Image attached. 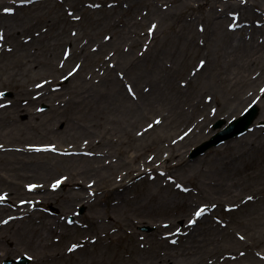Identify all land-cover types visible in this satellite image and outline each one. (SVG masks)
<instances>
[{"label": "rangeland", "instance_id": "obj_1", "mask_svg": "<svg viewBox=\"0 0 264 264\" xmlns=\"http://www.w3.org/2000/svg\"><path fill=\"white\" fill-rule=\"evenodd\" d=\"M19 1L31 5L38 0ZM151 1L46 0L40 3L41 6L31 5L24 13L29 16L27 24L36 25L38 38L23 36L0 40V114L15 121L0 119V134H3L0 135V145L7 146L0 152V179L5 176L20 182L14 191L17 194L0 188V196L4 197L0 202V207L4 208L0 215V235L8 237V242L0 249V264L31 253L19 251V248L32 241L42 245L44 255L57 256L39 262L36 256L28 254L31 264H137L143 256L149 262L142 264H157L155 258L167 255L171 260L164 264H256L255 258L264 264L260 257H264V103L257 98L264 89V80L257 79L260 72L264 74V63L262 70L256 67L249 73L257 83L240 87L244 86L247 99L233 103L227 112L224 110L218 114L216 93L212 94L195 83L204 61H207L205 70L209 65L207 43L203 38L206 23L197 20L192 24L189 19L192 11L183 10L166 25H158L150 19ZM208 1L236 3L226 10V14L247 16L243 18L259 29L256 31L258 42L264 41V32H260L261 28L264 30V12L258 6L254 7L252 1ZM256 2L262 7L264 0ZM159 6L163 11L175 12L166 0H162ZM196 12L200 14L198 10ZM142 18L146 20L144 25L135 24L133 29L128 28L129 22L135 23ZM153 25L157 30L154 41L151 39ZM124 29L126 34H123ZM191 31L196 35L195 42L190 37ZM227 31L225 26L221 29V38ZM56 36L59 40L55 39ZM66 36L70 41L64 40ZM72 39L77 42H71ZM148 42L163 54L161 61L165 69L162 74L168 88L188 89L194 100L204 94L205 116L199 113L196 120L178 114L172 116L166 103L152 112L146 121L135 119L132 122L136 125L133 140L127 138L123 144L111 142L110 132L104 139L107 145H103L104 152L112 154L106 163H123L98 185L100 191L92 195L87 207L76 202L67 183L59 184V175L68 173V170L55 172L47 186L56 183V191L53 190L50 197L35 209L28 204L32 213H36L33 221L12 227L10 220L16 215L17 208L26 200L36 201L40 192L26 194L28 185L38 181L25 173L24 162L16 165L20 169L16 177L10 159L7 164L3 163L2 153L9 147L7 153L22 154V161H42L46 156H37L35 153L40 152L32 150L59 155L61 150L70 153L72 149H83L90 144L85 138L79 144L80 138H75V142L57 141L54 133H64L66 126L64 121L59 122L60 119L91 120V117H79L77 108L80 105L77 100L85 88L103 76L106 68L115 65L113 60L119 52L141 55ZM224 42H227L226 38ZM76 47L85 50L77 56L73 52ZM210 51L212 53L211 48ZM220 56L223 57V53L210 57L219 62L215 65V80H211L210 86H218L224 92L227 83L220 82L219 76L224 72L225 60ZM25 67H33L30 75L23 76ZM120 77L126 85L129 84L122 73ZM220 90V93L217 91L218 98L222 99ZM254 102H258L261 109L260 117L245 135L212 148L196 159L191 158L193 149L216 133L213 126L218 120L237 119ZM30 115L38 116V128L28 126L23 132L17 131L16 125L27 124ZM107 124V119H103V125ZM66 134L73 135L74 130H67ZM117 135L121 134L118 132ZM3 136H8V141ZM44 136L50 138L40 139ZM123 147L128 152L124 156L118 151ZM54 148L58 151H53ZM92 153L102 154L96 149ZM135 154L138 161L132 162L128 168L141 169V173L132 181L126 165L129 157ZM167 158H171L169 162ZM68 165L69 173L86 167L69 162L59 167L67 168ZM221 177L225 194L203 197L206 190L215 187V183L220 187ZM122 178L123 187L116 190L114 184ZM89 181L95 184L94 180L85 182ZM66 182L74 181L69 178ZM95 190L97 188L93 187ZM8 196L13 200L11 205L5 203ZM119 199H122L120 204ZM191 204L192 209L186 213ZM82 207L86 208V213L77 216ZM200 209H205L206 218L194 227L192 216ZM186 214L188 216H184ZM47 218L56 219L58 223L54 226L64 233L52 232L45 236L42 225ZM7 220L10 222L5 224ZM143 227L153 230L142 231ZM80 244L85 245L78 247ZM72 245L76 247L71 253ZM4 253H7L6 257Z\"/></svg>", "mask_w": 264, "mask_h": 264}, {"label": "bare ground", "instance_id": "obj_2", "mask_svg": "<svg viewBox=\"0 0 264 264\" xmlns=\"http://www.w3.org/2000/svg\"><path fill=\"white\" fill-rule=\"evenodd\" d=\"M44 1L46 0H38L36 3L31 2V5L41 6L40 3H43ZM161 1L162 0L151 1V3H153L151 4L153 10L151 11L150 19L153 22H157L158 25H161V23L166 25L169 20L174 19L175 15L179 14L183 10L192 11V14L189 15V19L192 21V24L197 20L206 23V31L204 32L205 37L203 38L204 43H207L208 51L206 57L209 60V65L205 70L207 61H204L202 67L199 69L200 72L198 73L200 74L195 83L203 86L204 90L207 89L212 92V94L216 93L215 102L217 104L218 110L216 111L218 114L224 110L227 112V108L231 109L233 103H241L244 99H247L246 92H244V86L242 88L240 87L243 84L254 85V83H257V81H253V78H251L252 73L251 75L249 73L250 71L255 70L256 67L257 69L262 70L264 63V41L260 40V42H258V34H256V31H259V29H257L256 26H253L254 23L252 24L251 22H247V20L243 18H247V16L244 15L243 17L241 15H236L233 17L229 14H226V10L228 8L236 6V3L234 2H232V4H225L221 2L217 4L216 2L210 3L208 0H166L168 3L172 4L171 8H174L175 12H172L170 10L163 11L159 9ZM247 1H252V5H254V7L258 6L259 9L263 10L264 12V3L262 8L259 4H257V0ZM0 2V34L3 35L4 40L13 37L23 38V36H25V38L27 36H31L35 39L40 36L36 35V25H32L31 23L27 24L26 22L29 19V16L24 13H26L25 11L27 8L32 7L31 5H21L19 0H0ZM204 8L207 9L205 12H202L201 10ZM6 9L9 11H5ZM160 10L164 13H162ZM196 10H198L200 14H198ZM156 17L161 19V21H159ZM139 20L140 21L138 22L135 21V23L129 22L128 28L132 27L133 29L135 24L144 25L146 23V20L143 18ZM224 26L226 29H228V31L225 33V36L221 38V29H223ZM122 31H125L123 34H126V29ZM156 31V28L154 31H152V41L156 39ZM62 32L65 34L66 30L64 29ZM260 32H264V30L261 28ZM246 34L248 36H246ZM190 37L195 42L196 35L192 31ZM56 38L59 40L57 36L55 39ZM225 38L227 39V42H224ZM64 40L70 41V38L68 39V36H66ZM71 42L76 43L77 41L72 39ZM148 43L149 44H147L144 52L141 55H139L137 52H132L131 55V52H119L120 54H117L116 58L113 60L116 62L115 65L111 66V68H106L105 74L103 76H99L96 80H94V83L91 82V87L85 88L84 93L80 96L79 100H77L78 104H80L77 108L79 110V117H91V120L84 119L86 121L81 122L70 120V118H66L65 120L60 119L59 122L62 123L64 121L66 126L64 128V133H54L56 134L54 138H58L57 141H65L64 143L67 141L75 142V138H80L77 144H79L83 138L89 141L90 144L85 147L83 146V149H72L73 151L80 153L79 155L62 156L61 154L54 155L52 153L40 152L35 154L37 156H46L45 160L37 161V159L30 161L28 159V161H22L20 158L22 154H18L15 151L7 153V151H9V147L6 152L2 153L4 156L3 163L7 164V161L10 159L9 163L13 167L12 171L16 177L20 173V169L16 165L19 162H24L23 169L26 170L25 173H27L29 177H32L38 181L35 182L38 184V186L33 188V190H35L34 192H40V194L36 197L37 202L34 203L36 206L45 202L52 193L50 190V185L47 186V184L50 182L49 179L52 177L54 178L52 173L62 172L64 170H68V173L60 174L59 178L63 180L65 177V181L62 182L64 184L67 183V185L71 187L73 190L71 194L73 195L76 202L84 203L86 205L89 204L90 201H92V195L97 194L100 191L98 185H100V183L103 182L108 176L112 175L123 163L119 162L115 164L112 163L113 161L106 163V159H110L112 154L109 151L104 152L103 145H107V141L104 139L105 136L110 132L111 135L109 140L111 142L116 141V143L120 142L123 144L127 138L129 141L133 140V131L136 125L132 124V122L135 121V119L139 122H143L144 120L146 121L152 112L156 111L159 107L161 108L166 103H168L170 106V113L172 116H176L178 114L185 119L195 120L196 115L199 113L201 116H205L207 105L202 102L204 100V94L200 95L194 100L191 99V95L189 92H187L188 89H181L178 91V89L174 90L173 88H168L164 82L166 80L164 79L165 76L162 74L165 69H163L164 65L161 61L163 59L161 57L163 54H161L159 51H156L157 49L153 46L152 42ZM84 50L85 48L79 49L76 47L73 49V52L79 56ZM220 52L223 53V57L220 56V58H224L225 68L223 74L219 76V81L227 83L228 87H225V89L222 88L225 90L224 92L220 90L218 86H210L211 80H215V65L216 63H219L214 61V58L210 57L217 56ZM25 68L26 69L23 73V76L30 75L33 67ZM121 73L127 78V83L132 85L125 84V81L120 77ZM257 79L264 80V74L260 72L259 76H257ZM129 89H131V91H129ZM219 90L222 92V99L218 98V93H220ZM261 100L264 103V89L261 91V99L259 101ZM82 106H84L83 109ZM36 118H38L37 115H30V119H28L29 122H27V124H22L21 126L16 125L17 131L23 132L28 126H34L33 129L38 128L39 125ZM0 119H8L10 122H15L12 117H3V115ZM103 119H107V125H103ZM1 121L2 120H0V124L2 123ZM31 122L34 123L32 124ZM67 130H74V134H66ZM118 132L121 134L120 136L117 135ZM123 135L124 139L122 138ZM4 138L7 139V141L9 139L8 136ZM49 138L50 137L44 136L40 139ZM128 145L131 146L130 144ZM6 148L7 146L1 149L6 150ZM93 149L102 152V154L93 155ZM55 150L57 149L55 148ZM118 151L123 156L124 154L128 153L124 147ZM0 152L3 151L0 150ZM23 152L25 154L30 153L28 151ZM137 156L138 155L136 154L131 155L129 157L130 161L126 165L128 175L131 176L132 181L137 179L141 173V169L131 168L133 169L131 170L128 168L129 165H132V162L138 161ZM170 159L171 158H167V162H169ZM65 162L86 167L80 171L69 173V165L67 168L59 167ZM145 166L146 161L144 163V167ZM168 168L169 166L166 164V169ZM25 178L26 177L23 179L25 180ZM69 178L74 182H66ZM87 179L92 181L94 180L95 184H91L92 182L90 181L85 182ZM123 180L124 179L122 178L114 184V188L116 190H119L121 187H123ZM219 181L220 187L219 184L215 183V187H210L209 190H206V193H204L203 197L208 198V196L214 194H217V196L224 195L225 190L223 191L221 187L223 178L221 177ZM0 184V188H6V191H8L10 194H17L14 191L20 186V182H17L16 179L7 178L5 176H2L0 179ZM93 187L97 188V190L93 191ZM218 187L219 189H215ZM34 192L26 191V194L32 195ZM12 201V198L8 196V198L5 200V203L11 205ZM121 202L122 199H119L118 204ZM28 204L31 205L30 200H26L24 203H21L20 207H16V215L11 220L12 227H20L27 224L29 221H33L36 213H32V210L29 209L30 206ZM192 207L193 204H191V206L189 205L186 213L189 212ZM3 211L4 208L0 207V215L3 213ZM203 213L197 217L198 219L194 223V227L206 218L205 214H207V212ZM184 216H188V214ZM57 223L58 222L56 219L53 218L48 220L47 218L45 223L42 225V229L45 233L44 235L47 236L46 234H50L52 232L53 234L57 232L64 233L59 231L58 226H54L57 225ZM5 242H8V237L0 235V249H2V245ZM20 246L22 247L19 248V251L27 250V252H31L28 254L36 256L37 261L39 262L46 261L52 257H55L56 255L55 254L52 256L48 253L44 255V248L40 243H36L35 241L30 242L26 246L23 244ZM145 258L147 257L143 256V259H140L137 264L148 263L149 261ZM169 259L171 260V256L167 255L157 257V259L155 258L154 261L157 264H164V262L169 261ZM255 259L256 264H262L258 258Z\"/></svg>", "mask_w": 264, "mask_h": 264}, {"label": "water", "instance_id": "obj_3", "mask_svg": "<svg viewBox=\"0 0 264 264\" xmlns=\"http://www.w3.org/2000/svg\"><path fill=\"white\" fill-rule=\"evenodd\" d=\"M255 116H256V110L251 111V113L245 119V124L242 125L241 127H239V129H246L250 125V123L253 121V119L255 118ZM234 135H235L234 132H232V133L231 132L230 133H226V134H224L223 136L220 137L221 139L220 138L219 139L221 141V140H223L225 138L227 139V138H230V137H232ZM204 149H205V147L203 149H200L198 152L200 153Z\"/></svg>", "mask_w": 264, "mask_h": 264}, {"label": "snow or ice", "instance_id": "obj_4", "mask_svg": "<svg viewBox=\"0 0 264 264\" xmlns=\"http://www.w3.org/2000/svg\"><path fill=\"white\" fill-rule=\"evenodd\" d=\"M5 11H9V10H5ZM155 25H153L152 26V29L154 30L155 29ZM149 34H151V31H150V33ZM3 39V35L2 34H0V40H2ZM129 91H131V89H129ZM156 123H159V121H156ZM55 149H53V151H54ZM249 199H251V198H249ZM4 200V197L3 196H0V202H2ZM205 211V209H200L198 212H196V216L197 217H199L203 212ZM6 223V222H5ZM193 223H195V221H193ZM76 246L74 245L73 246V248H75Z\"/></svg>", "mask_w": 264, "mask_h": 264}]
</instances>
